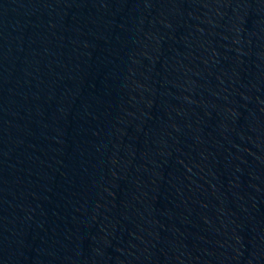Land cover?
Instances as JSON below:
<instances>
[{"label":"water","instance_id":"obj_1","mask_svg":"<svg viewBox=\"0 0 264 264\" xmlns=\"http://www.w3.org/2000/svg\"><path fill=\"white\" fill-rule=\"evenodd\" d=\"M264 140V0H0V264H154Z\"/></svg>","mask_w":264,"mask_h":264}]
</instances>
